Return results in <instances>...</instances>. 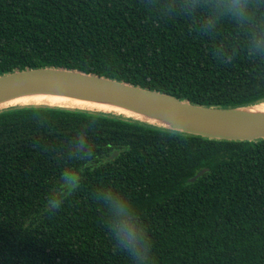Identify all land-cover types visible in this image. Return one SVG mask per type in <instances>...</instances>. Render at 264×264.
I'll return each mask as SVG.
<instances>
[{"label":"trees","instance_id":"1","mask_svg":"<svg viewBox=\"0 0 264 264\" xmlns=\"http://www.w3.org/2000/svg\"><path fill=\"white\" fill-rule=\"evenodd\" d=\"M182 2L0 0V75L54 67L198 105L264 101V62L248 57L239 30L225 22L204 33V10L186 13ZM218 47L233 55L218 57ZM64 168L79 187L45 212ZM105 187L132 199L158 264H264V140H208L49 107L0 112V264H131L108 231Z\"/></svg>","mask_w":264,"mask_h":264},{"label":"water","instance_id":"2","mask_svg":"<svg viewBox=\"0 0 264 264\" xmlns=\"http://www.w3.org/2000/svg\"><path fill=\"white\" fill-rule=\"evenodd\" d=\"M34 96L107 106L130 115L100 114L208 140H264V101L237 107L198 105L104 76L54 67L15 70L0 75V112L49 107L94 113L76 108L13 104L19 99ZM117 155L118 152L112 153L109 160ZM205 171L201 170L188 182H194Z\"/></svg>","mask_w":264,"mask_h":264},{"label":"clouds","instance_id":"3","mask_svg":"<svg viewBox=\"0 0 264 264\" xmlns=\"http://www.w3.org/2000/svg\"><path fill=\"white\" fill-rule=\"evenodd\" d=\"M182 8L186 13L204 10L198 20L200 30L207 34H215L225 22L231 23L242 34L248 57L264 62V0H183ZM216 54L220 58L233 55L224 47H218ZM75 148L79 154L86 152L84 136H77ZM79 183L74 169H62L54 190L46 194L44 211H58ZM98 197L105 211L108 231L116 247L126 253L131 264H158L148 227L132 199L106 187L99 189Z\"/></svg>","mask_w":264,"mask_h":264},{"label":"bare ground","instance_id":"4","mask_svg":"<svg viewBox=\"0 0 264 264\" xmlns=\"http://www.w3.org/2000/svg\"><path fill=\"white\" fill-rule=\"evenodd\" d=\"M13 104L45 105V106L63 107V108H76V109L87 110L92 112L96 111V113L103 112L105 114H109V115L111 114L117 116H122L121 114L130 115L127 112L103 105L85 103V102L74 101L64 98H56V97H37V96L27 97V98L19 99L15 101Z\"/></svg>","mask_w":264,"mask_h":264}]
</instances>
